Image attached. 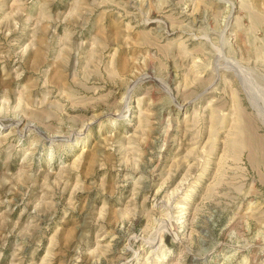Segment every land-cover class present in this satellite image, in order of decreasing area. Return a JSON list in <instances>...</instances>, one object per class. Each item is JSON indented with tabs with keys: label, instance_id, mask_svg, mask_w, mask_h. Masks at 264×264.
I'll return each instance as SVG.
<instances>
[{
	"label": "rangeland",
	"instance_id": "374dc122",
	"mask_svg": "<svg viewBox=\"0 0 264 264\" xmlns=\"http://www.w3.org/2000/svg\"><path fill=\"white\" fill-rule=\"evenodd\" d=\"M0 264H264V0H0Z\"/></svg>",
	"mask_w": 264,
	"mask_h": 264
},
{
	"label": "bare ground",
	"instance_id": "6f19581e",
	"mask_svg": "<svg viewBox=\"0 0 264 264\" xmlns=\"http://www.w3.org/2000/svg\"><path fill=\"white\" fill-rule=\"evenodd\" d=\"M157 237V236H156ZM162 240L161 238L157 239V238H152L151 240L148 241L149 244H155L157 241ZM158 243V242H157ZM154 249V248H153Z\"/></svg>",
	"mask_w": 264,
	"mask_h": 264
}]
</instances>
